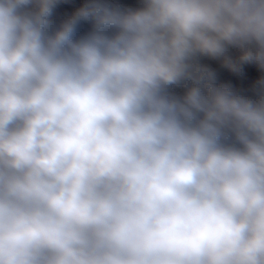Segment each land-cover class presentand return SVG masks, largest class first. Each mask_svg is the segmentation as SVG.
<instances>
[{"label": "clouds", "instance_id": "obj_1", "mask_svg": "<svg viewBox=\"0 0 264 264\" xmlns=\"http://www.w3.org/2000/svg\"><path fill=\"white\" fill-rule=\"evenodd\" d=\"M62 4L0 0V264H264V79L198 62L264 70V0Z\"/></svg>", "mask_w": 264, "mask_h": 264}, {"label": "crops", "instance_id": "obj_2", "mask_svg": "<svg viewBox=\"0 0 264 264\" xmlns=\"http://www.w3.org/2000/svg\"><path fill=\"white\" fill-rule=\"evenodd\" d=\"M110 3L119 4L124 7H132L137 8L138 6L133 5L129 2L125 1H117V0H109ZM72 10V9H70ZM70 10H64L62 8L57 7L54 11L52 19L59 23L65 16L70 12ZM89 25H82L81 32L87 31L89 29ZM239 49L229 48V55L236 60L239 56ZM198 62L205 67L209 68L212 72L215 73V83L219 85L227 86L218 76L214 67V60L210 57H199ZM231 74L234 76L236 82L238 83L242 92L248 97L256 98V91L261 87L259 85V81L264 79V70H261L256 64H243L241 65V70L239 73L233 72L228 69ZM186 86H191V82H186V85L173 86L170 90L177 95H182L185 91Z\"/></svg>", "mask_w": 264, "mask_h": 264}, {"label": "water", "instance_id": "obj_3", "mask_svg": "<svg viewBox=\"0 0 264 264\" xmlns=\"http://www.w3.org/2000/svg\"><path fill=\"white\" fill-rule=\"evenodd\" d=\"M126 1L132 2V3H134L135 5H137L139 7L142 6L141 5V0H126ZM213 60H214V67H215L216 73L218 74V76L220 77V79L229 88H231L233 91H235V92H237V93H239L241 95H245L242 92V90L240 89V87H239L238 83L236 82L234 76L231 74V72L228 70V68H226L224 66V63H223L222 59H213ZM245 96H247V95H245Z\"/></svg>", "mask_w": 264, "mask_h": 264}, {"label": "built area", "instance_id": "obj_4", "mask_svg": "<svg viewBox=\"0 0 264 264\" xmlns=\"http://www.w3.org/2000/svg\"><path fill=\"white\" fill-rule=\"evenodd\" d=\"M83 2V0H71V4L70 5H60L58 6L59 8H62L64 10H70V9H74L75 7H78L81 3Z\"/></svg>", "mask_w": 264, "mask_h": 264}, {"label": "trees", "instance_id": "obj_5", "mask_svg": "<svg viewBox=\"0 0 264 264\" xmlns=\"http://www.w3.org/2000/svg\"><path fill=\"white\" fill-rule=\"evenodd\" d=\"M117 1H125V2H129V1H126V0H117ZM129 3H131V4H133V5H135L134 3H132V2H129ZM137 6V5H136ZM139 7V6H138Z\"/></svg>", "mask_w": 264, "mask_h": 264}]
</instances>
